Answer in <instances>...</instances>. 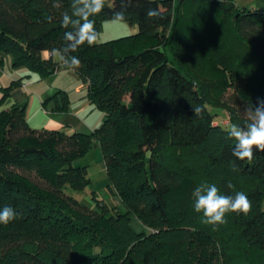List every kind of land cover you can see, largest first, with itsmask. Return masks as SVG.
Masks as SVG:
<instances>
[{
    "label": "trees",
    "instance_id": "1",
    "mask_svg": "<svg viewBox=\"0 0 264 264\" xmlns=\"http://www.w3.org/2000/svg\"><path fill=\"white\" fill-rule=\"evenodd\" d=\"M258 1L260 8L235 0H131L125 8L121 0H108L91 17L98 33L117 11L139 25L136 35L84 44L72 53L81 61L76 71L88 82L90 99L105 112L102 124L90 133L39 130L28 123L25 104L0 110V209L17 213L0 224V264H264V152L256 151L251 162L236 159L229 127L216 124L211 109L225 108L230 126H244L245 108L264 100V0ZM71 3L0 0V51L14 56L15 67L53 73L60 65L53 50L70 55L64 40L70 29L61 20ZM184 3L220 20L208 31L204 61L200 51L188 58L200 70L209 69L208 62L221 67L230 83L237 82L228 101L214 99L205 80L193 76L180 53L191 43L167 29ZM148 8H158L159 16L147 18ZM227 83L220 84L219 96ZM22 84L19 78L1 88V103ZM68 102L64 96L56 108L67 109ZM97 146L109 187L125 209L96 195L98 208H90L67 192L91 184L88 165L74 162ZM200 184H215L233 197L243 192L251 210L228 213L223 224L205 223L192 197ZM132 215L151 231L137 232Z\"/></svg>",
    "mask_w": 264,
    "mask_h": 264
},
{
    "label": "rangeland",
    "instance_id": "2",
    "mask_svg": "<svg viewBox=\"0 0 264 264\" xmlns=\"http://www.w3.org/2000/svg\"><path fill=\"white\" fill-rule=\"evenodd\" d=\"M184 1V0H181ZM239 6L258 7L262 6V3L258 0H235ZM200 7H193L188 3L182 4L179 11H176L175 22H172L168 26V30H175L176 34L191 43V46L185 45L181 50V57L191 67L188 69L193 73V76L198 79H203L209 88V92L214 99L223 97L228 101L232 93H236L238 89L237 82L230 83L228 76H224L221 67L212 66L210 62L209 69L203 70L195 68L192 62L189 60L191 52L195 53L200 51L201 57L204 61V54L207 51V45L211 43L207 34L212 29L213 24L216 26L220 20L215 19V13L213 11H205ZM199 11V12H197ZM204 12V13H201ZM221 25H227L225 20H221ZM210 29H209V28ZM139 32L138 23H130L127 20L121 22H114L113 19L103 20L101 30L99 32L98 42H106L117 40L120 38L130 37L136 35ZM191 48V49H190ZM241 55L244 60L251 61V57L246 51H242ZM207 56V55H206ZM6 58L3 64V69L0 66V92H3L1 88L8 86L12 80L22 79V82L27 87L17 85L10 91V95L3 101L2 104L8 103L12 106L14 104H25V116L31 127L44 130L45 126L51 120L63 122V127L66 132L72 133L75 131L90 133L96 127H99L105 119V112L101 110L95 103L92 102L89 96L88 82L85 81L76 70L67 67L66 69L58 66V68L48 75H41L38 71H33L27 66H13L14 56L5 51H0V59ZM189 57V58H188ZM59 59V56L55 57ZM207 63V62H205ZM198 65H202L199 63ZM241 76H247L242 73ZM245 80V79H244ZM228 81L225 85V91L222 96L219 93L222 92L220 84ZM240 82V81H239ZM243 78L241 77V84ZM28 84V85H27ZM18 90L16 94L14 91ZM56 96L58 97H54ZM225 95V96H223ZM49 96L51 99H49ZM64 96L68 97V108L64 110H58L56 108L57 103L63 105ZM125 99H128V94L125 93ZM0 99V104H1ZM46 101V102H45ZM212 111L215 113V123L221 124L225 127H230L229 113L225 108L213 106ZM54 111V112H53ZM56 111V113H55ZM69 124V125H66ZM75 165L86 164L90 167L91 173L89 176L92 180L91 184L83 191H71L67 188V192L72 193L79 201L84 203L90 208H98V200L96 197L110 205L111 207L122 206L121 198L116 192L109 187V179L107 174H100L97 168L105 171V158L100 146L94 147L84 157L77 159L74 162ZM186 183L182 185L181 190L185 189ZM131 225L137 231L150 232L151 229L146 226L135 215L131 216Z\"/></svg>",
    "mask_w": 264,
    "mask_h": 264
},
{
    "label": "clouds",
    "instance_id": "3",
    "mask_svg": "<svg viewBox=\"0 0 264 264\" xmlns=\"http://www.w3.org/2000/svg\"><path fill=\"white\" fill-rule=\"evenodd\" d=\"M130 2L131 0H121L122 7L126 8ZM148 2L151 3V0ZM106 4L108 0H72L71 12H65L61 20L62 26L70 29L64 33L65 47L70 55H65L63 49L53 50V55L59 56L61 67L66 69L70 65L72 70L78 69L81 61L72 53L84 44L94 46L98 43L100 34L91 17L103 12ZM124 15V11H117L114 12L112 19L114 22H121L124 20ZM157 16H159L158 8L147 9V18ZM192 111L195 116L202 114L200 107H195ZM244 115L246 117L244 126L232 124L227 129V136L236 142L232 155L238 160L251 162L256 151L264 152V100L258 101L255 107L245 108ZM192 197L194 211L202 213L204 222L210 225L225 223V216L228 213L246 215L251 210V202L243 192H237L234 197L224 195L215 184L197 185ZM16 216L17 213L12 207L5 206L0 209V224L6 225L15 220Z\"/></svg>",
    "mask_w": 264,
    "mask_h": 264
},
{
    "label": "crops",
    "instance_id": "4",
    "mask_svg": "<svg viewBox=\"0 0 264 264\" xmlns=\"http://www.w3.org/2000/svg\"><path fill=\"white\" fill-rule=\"evenodd\" d=\"M43 55H44V57H46V58H48V57H50V55H51V52L50 51H44L43 52ZM54 56V55H53ZM55 57V56H54ZM1 66V65H0ZM1 68L3 69V65L1 66ZM28 85V84H27ZM23 86L24 87H27L26 86V84L25 83H23ZM17 92H19L18 90H16V91H14V93L16 94ZM1 96H2V93L0 92V99H1ZM50 97V96H49ZM9 107H11L10 105H8V103L6 102V103H4V104H0V110H2V109H4V108H9ZM54 112V111H53ZM55 113H56V111H55ZM63 122H60L59 120L58 121H54V120H51L48 124H46V128L47 129H49V130H59V129H64V128H62L63 127ZM66 125V124H65ZM67 125H69V124H67ZM66 125V126H67ZM91 168L90 167H88V171H89V173H91ZM97 170L99 171V173L100 174H107L106 173V166H105V171H102V169H100V168H97Z\"/></svg>",
    "mask_w": 264,
    "mask_h": 264
},
{
    "label": "built area",
    "instance_id": "5",
    "mask_svg": "<svg viewBox=\"0 0 264 264\" xmlns=\"http://www.w3.org/2000/svg\"><path fill=\"white\" fill-rule=\"evenodd\" d=\"M4 60H6V58H4Z\"/></svg>",
    "mask_w": 264,
    "mask_h": 264
}]
</instances>
